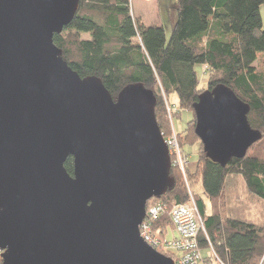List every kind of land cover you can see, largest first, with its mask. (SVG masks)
Wrapping results in <instances>:
<instances>
[{
  "label": "water",
  "instance_id": "water-1",
  "mask_svg": "<svg viewBox=\"0 0 264 264\" xmlns=\"http://www.w3.org/2000/svg\"><path fill=\"white\" fill-rule=\"evenodd\" d=\"M79 6L0 0L3 264H175L139 229L148 201L175 186L156 100L133 85L115 101L99 78L68 65L54 36ZM193 108L206 157L222 167L262 140L250 106L225 85L200 94Z\"/></svg>",
  "mask_w": 264,
  "mask_h": 264
},
{
  "label": "trees",
  "instance_id": "trees-1",
  "mask_svg": "<svg viewBox=\"0 0 264 264\" xmlns=\"http://www.w3.org/2000/svg\"><path fill=\"white\" fill-rule=\"evenodd\" d=\"M133 1L80 0L74 20L54 36V43L75 72L99 78L115 101L133 85L151 91L164 137L172 132L170 104L165 105L164 97L178 96L179 108L194 113L184 136L178 135L181 147L199 144V162L194 173L188 171V179L197 176L202 185L203 194L194 197L206 223L202 248H208L209 240L228 264H264V219L250 218L254 203L263 204L264 218V0H176L169 40L164 25H147L132 15ZM196 65L209 74L208 90L225 85L250 106L249 123L263 135L245 158L226 167L206 157L195 133L193 106L206 91ZM65 168L73 175L72 157ZM171 176L175 186L158 202L168 207L187 204L190 196L180 172L172 168ZM169 226L174 229L169 216L156 225L167 233Z\"/></svg>",
  "mask_w": 264,
  "mask_h": 264
},
{
  "label": "built area",
  "instance_id": "built-area-1",
  "mask_svg": "<svg viewBox=\"0 0 264 264\" xmlns=\"http://www.w3.org/2000/svg\"><path fill=\"white\" fill-rule=\"evenodd\" d=\"M167 111L170 117L174 113V109L169 105ZM164 140L169 150L172 167L186 179V171L190 162L183 152L178 134L173 127L171 134L164 137ZM189 194L190 201L187 204L173 207L158 202L156 198L149 200L145 219L139 228L141 238L151 248L171 258L175 264H228L217 255L209 240L208 253L207 255L203 254L200 235L202 233L206 235V223L190 188ZM165 216L170 217L174 227L175 235L172 240L167 239L166 230L156 227L157 223ZM3 253L0 250V264L4 262Z\"/></svg>",
  "mask_w": 264,
  "mask_h": 264
},
{
  "label": "rangeland",
  "instance_id": "rangeland-1",
  "mask_svg": "<svg viewBox=\"0 0 264 264\" xmlns=\"http://www.w3.org/2000/svg\"><path fill=\"white\" fill-rule=\"evenodd\" d=\"M175 6H176V0H160V1L134 0L131 6V12L134 17L136 18L141 17L147 25H152L156 23L157 24L160 23L161 25H164L167 34V39L169 40L172 32V27L176 20ZM262 12H263L262 18L264 23V6L261 8V15ZM85 38H88V36H85ZM195 70L198 75L200 87L202 89L208 90L209 74L206 73L205 67H203L202 65H196ZM164 102L165 105L170 104V106L174 109V113L179 112L178 116L172 115L170 117V115H168V120L171 124L170 126L174 128L175 132L178 135L184 136V133L188 127L189 122L192 121V119L194 118V113L190 110H183L179 108L180 107L179 99L176 94L170 95L168 100H166V98L164 97ZM183 150L189 155L187 157L185 154V156L189 159L190 165L188 170L186 171L187 173L186 179L180 173L182 177V181L180 182L183 184V187L188 190V192L190 188L194 197L196 194L202 195L203 194L201 188L202 185H200V183L198 182L197 176L195 177V179L192 180L190 178L188 179V171L194 173L197 164L199 162V153H198L199 144H190V143L184 144ZM252 206L254 208L252 209V217L250 218H253L255 221L260 222L261 220L264 219L260 212L263 209V204L254 203L252 204ZM174 235H175L174 229H172L169 226L167 239L172 240L174 238ZM202 251L204 255H207L208 248H202Z\"/></svg>",
  "mask_w": 264,
  "mask_h": 264
},
{
  "label": "crops",
  "instance_id": "crops-1",
  "mask_svg": "<svg viewBox=\"0 0 264 264\" xmlns=\"http://www.w3.org/2000/svg\"><path fill=\"white\" fill-rule=\"evenodd\" d=\"M152 1H155V0H152ZM262 16H263V12H262ZM160 24V23H159Z\"/></svg>",
  "mask_w": 264,
  "mask_h": 264
}]
</instances>
